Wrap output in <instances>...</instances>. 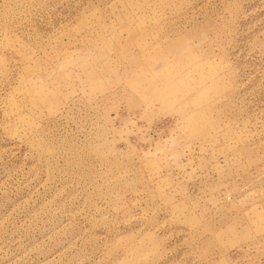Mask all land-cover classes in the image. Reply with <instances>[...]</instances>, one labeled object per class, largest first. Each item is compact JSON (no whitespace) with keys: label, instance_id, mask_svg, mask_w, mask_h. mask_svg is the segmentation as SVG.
Masks as SVG:
<instances>
[{"label":"rangeland","instance_id":"374dc122","mask_svg":"<svg viewBox=\"0 0 264 264\" xmlns=\"http://www.w3.org/2000/svg\"><path fill=\"white\" fill-rule=\"evenodd\" d=\"M0 264H264V0H0Z\"/></svg>","mask_w":264,"mask_h":264}]
</instances>
